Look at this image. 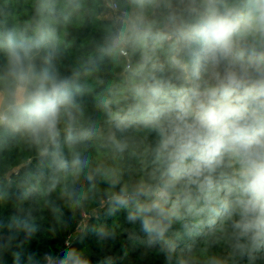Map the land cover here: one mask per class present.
Listing matches in <instances>:
<instances>
[{
  "label": "trees",
  "instance_id": "16d2710c",
  "mask_svg": "<svg viewBox=\"0 0 264 264\" xmlns=\"http://www.w3.org/2000/svg\"><path fill=\"white\" fill-rule=\"evenodd\" d=\"M110 1L125 21L149 3ZM152 2L153 37L147 47L129 46L125 57L116 45L125 23L101 18L106 0H0V264H60L70 250V264H264V230L235 227L246 199L238 157L225 152L198 176L188 175L190 161L169 174L160 150L163 118L137 107L134 88L153 64L166 68V91L168 84L190 86L191 68L182 73L171 62L169 0ZM227 3L256 29L239 50L245 58L252 47L264 53L258 16H247L251 0ZM10 33L29 49L36 73L47 69L67 82L55 136L34 134L24 122L37 81L29 61L14 74ZM157 199L168 215L146 233L128 217Z\"/></svg>",
  "mask_w": 264,
  "mask_h": 264
},
{
  "label": "clouds",
  "instance_id": "9594fccd",
  "mask_svg": "<svg viewBox=\"0 0 264 264\" xmlns=\"http://www.w3.org/2000/svg\"><path fill=\"white\" fill-rule=\"evenodd\" d=\"M180 5L173 9L170 0L164 5L169 10L164 23L171 33V62L181 66L182 73L191 68L190 86L177 89L168 84L166 91V68L153 64L134 88L140 101L137 107L145 116L163 118L160 150L166 153L169 174L190 161L188 175L198 176L214 170L225 152L238 157L246 199L240 201L241 220L235 227L259 232L264 230V53L257 55L252 47L245 58L239 50V41L256 29L244 23V14L227 0H188L187 4L180 0ZM154 7L158 5L149 0L126 21L116 38L121 55L129 46L147 47L156 27L150 15ZM247 16H258L259 30L264 32V0H251ZM8 47L14 74L23 72L29 61L28 73L37 81L24 122L34 134L55 136L60 105L68 101L67 82L47 69L36 73L29 49L11 33ZM139 71L145 72L143 64ZM117 201L127 203L120 197ZM167 215L157 199L138 204L128 218L139 219L143 230L152 233L159 226L158 218ZM75 255L68 251L60 264H70Z\"/></svg>",
  "mask_w": 264,
  "mask_h": 264
},
{
  "label": "rangeland",
  "instance_id": "374dc122",
  "mask_svg": "<svg viewBox=\"0 0 264 264\" xmlns=\"http://www.w3.org/2000/svg\"><path fill=\"white\" fill-rule=\"evenodd\" d=\"M112 18H115V20H121L123 23H126L125 20L121 19L119 16H118V12L117 11H111V10H108L106 12V14L103 16V19H112ZM22 93L23 91L21 89H19L16 93V103L17 104H22L23 103V97H22ZM1 103V102H0ZM0 117H5V112H1L0 111Z\"/></svg>",
  "mask_w": 264,
  "mask_h": 264
},
{
  "label": "built area",
  "instance_id": "2783aa9c",
  "mask_svg": "<svg viewBox=\"0 0 264 264\" xmlns=\"http://www.w3.org/2000/svg\"><path fill=\"white\" fill-rule=\"evenodd\" d=\"M108 10H111V11H117V5L114 3V2H112V3H109L108 4ZM123 56H127V54L126 55H123ZM129 68V66L127 65L126 66V69H128ZM70 245V241L67 239L66 241H65V246H69ZM47 264H52L51 263V261L48 259V262H47Z\"/></svg>",
  "mask_w": 264,
  "mask_h": 264
},
{
  "label": "crops",
  "instance_id": "0c3cea01",
  "mask_svg": "<svg viewBox=\"0 0 264 264\" xmlns=\"http://www.w3.org/2000/svg\"><path fill=\"white\" fill-rule=\"evenodd\" d=\"M109 3H112V1H110V0H106V6H108ZM104 15H105V14H104ZM104 15H102L101 18H103Z\"/></svg>",
  "mask_w": 264,
  "mask_h": 264
},
{
  "label": "water",
  "instance_id": "95a60500",
  "mask_svg": "<svg viewBox=\"0 0 264 264\" xmlns=\"http://www.w3.org/2000/svg\"><path fill=\"white\" fill-rule=\"evenodd\" d=\"M5 121V117H3V119H0V126L4 123Z\"/></svg>",
  "mask_w": 264,
  "mask_h": 264
}]
</instances>
